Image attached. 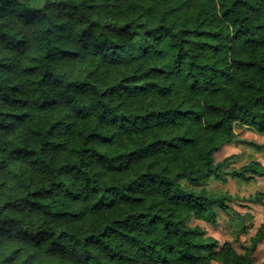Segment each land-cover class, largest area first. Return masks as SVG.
Returning a JSON list of instances; mask_svg holds the SVG:
<instances>
[{
	"label": "trees",
	"instance_id": "1",
	"mask_svg": "<svg viewBox=\"0 0 264 264\" xmlns=\"http://www.w3.org/2000/svg\"><path fill=\"white\" fill-rule=\"evenodd\" d=\"M264 134V0H0V264H254L216 223ZM263 193L249 197L260 202Z\"/></svg>",
	"mask_w": 264,
	"mask_h": 264
},
{
	"label": "rangeland",
	"instance_id": "2",
	"mask_svg": "<svg viewBox=\"0 0 264 264\" xmlns=\"http://www.w3.org/2000/svg\"><path fill=\"white\" fill-rule=\"evenodd\" d=\"M235 134L236 139L215 154L217 161L228 159L225 171L231 172L252 160L264 165V134L240 123L235 126ZM203 186L211 193H226L229 207L227 211H219L214 224L201 220H194L193 224L206 229L208 235L218 239L220 246L230 242L238 252H245L244 246L251 243L260 228L264 231V196L260 202L249 199L259 192L264 195V176H256L250 181L231 175H226V179L211 177L202 183ZM253 262L264 264V239L254 253ZM211 264L222 263L213 261Z\"/></svg>",
	"mask_w": 264,
	"mask_h": 264
}]
</instances>
